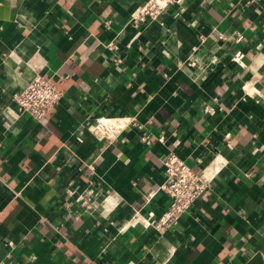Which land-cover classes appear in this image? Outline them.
<instances>
[{
	"label": "crops",
	"instance_id": "crops-1",
	"mask_svg": "<svg viewBox=\"0 0 264 264\" xmlns=\"http://www.w3.org/2000/svg\"><path fill=\"white\" fill-rule=\"evenodd\" d=\"M143 2L0 0V264H264V0H182L135 27ZM37 74L63 92L42 122L14 100ZM114 115L131 124L101 138ZM170 152L223 163L159 230Z\"/></svg>",
	"mask_w": 264,
	"mask_h": 264
},
{
	"label": "built area",
	"instance_id": "built-area-1",
	"mask_svg": "<svg viewBox=\"0 0 264 264\" xmlns=\"http://www.w3.org/2000/svg\"><path fill=\"white\" fill-rule=\"evenodd\" d=\"M182 0H144L132 15L131 22L140 26L149 18H155L160 12L170 8ZM252 1V0H249ZM242 36L239 35V38ZM63 92L52 78L40 74L35 75L20 91L14 94V100L22 115H28L42 122L47 114L59 104ZM131 124L125 116H101L92 125L101 138L110 141L117 138ZM149 142L147 136L144 137ZM162 139V138H161ZM223 158L217 157L202 170H196L175 152H170L164 160L166 182L162 189L170 198L168 208L160 215L149 213L147 222L159 230H165L177 224L202 195L210 188L213 179L222 168ZM96 200L85 198L83 204L87 208L94 206Z\"/></svg>",
	"mask_w": 264,
	"mask_h": 264
},
{
	"label": "bare ground",
	"instance_id": "bare-ground-1",
	"mask_svg": "<svg viewBox=\"0 0 264 264\" xmlns=\"http://www.w3.org/2000/svg\"><path fill=\"white\" fill-rule=\"evenodd\" d=\"M97 133V131H95Z\"/></svg>",
	"mask_w": 264,
	"mask_h": 264
}]
</instances>
